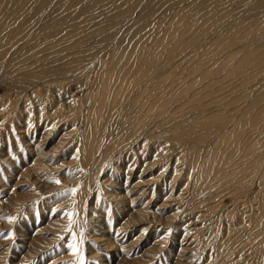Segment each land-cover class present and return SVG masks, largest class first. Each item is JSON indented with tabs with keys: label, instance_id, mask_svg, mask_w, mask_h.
Wrapping results in <instances>:
<instances>
[{
	"label": "rangeland",
	"instance_id": "obj_1",
	"mask_svg": "<svg viewBox=\"0 0 264 264\" xmlns=\"http://www.w3.org/2000/svg\"><path fill=\"white\" fill-rule=\"evenodd\" d=\"M263 173L264 0H0V264H264Z\"/></svg>",
	"mask_w": 264,
	"mask_h": 264
},
{
	"label": "bare ground",
	"instance_id": "obj_2",
	"mask_svg": "<svg viewBox=\"0 0 264 264\" xmlns=\"http://www.w3.org/2000/svg\"><path fill=\"white\" fill-rule=\"evenodd\" d=\"M143 95H144V94H143ZM141 98H142V97H141ZM242 101H243V100H242ZM145 107H146V106H145ZM206 111H207V110H206ZM262 114H263L262 112H259V113H258V117H257V119L259 118V119L261 120V116H262ZM228 116H229V115H228ZM253 120L255 121V119H253ZM256 122H257V121H256ZM256 122H254V125L256 124ZM246 125H247V124H246ZM237 126H238V125H237ZM243 129H244V128H243ZM253 130H254V129H253ZM253 130H251V131H253ZM240 135H241V134H240ZM243 135H244V134H243ZM237 137L239 138V136H237ZM240 139H242V138H240ZM226 140H227V139H226ZM229 140H230V139H229ZM233 140H234V139H233ZM233 140H232V142H234ZM176 141H177V140H176ZM239 141L241 142V140H239ZM228 142H229V141H228ZM244 142H245V141H244ZM178 143H179V142H178ZM237 145H238V144H237ZM238 147H239V146H238ZM238 147H237V148H238ZM239 148H240V147H239ZM241 148H242V147H241ZM227 149H228V148H227ZM232 150H236V149L234 148V149H232ZM224 151H225V149H224ZM215 152H217V151H215ZM215 152H214V153H215ZM237 152H238V154H239V150H238ZM227 153H228V152H227ZM229 153H230V152H229ZM232 153H234V152H232ZM198 154H199V153H198ZM222 155H223V154H222ZM234 156H237V155H234ZM230 157H231V156H230ZM182 158H184V157H182ZM194 158H195V157H194ZM197 158H198V156H197ZM232 158H233V154H232V157H231V158H228L229 160H226V161H229V163H230V161L232 160ZM236 158H237V157H236ZM208 159H209V158H208ZM210 159H211V158H210ZM210 159H209V162H210ZM212 159H213V157H212ZM212 159H211V160H212ZM230 159H231V160H230ZM234 159H235V157H234ZM192 160H196V159H192ZM219 160H221V159H219ZM207 161H208V160H207ZM213 161L215 162V160H213ZM191 162H192V161H191ZM193 162H196V161H193ZM209 162H208V163H209ZM203 163H204V162H203ZM206 163H207V162H206ZM221 163H222V162H221ZM223 163H224V162H223ZM225 163H226V162H225ZM225 163H224V164H225ZM240 163H241V162H240ZM240 163H239V164H240ZM196 164H197V162H196ZM214 164H215V163H214ZM214 164H213V165H214ZM227 164H228V163H227ZM206 165H208V164H206ZM211 165H212V162H211ZM213 165H212V166H213ZM220 165H221V164H220ZM222 165H223V164H222ZM199 167H200V166H199ZM201 167H202V166H201ZM204 167H205V165H203V168H204ZM209 167H210V166H209ZM209 167H207V170H208ZM218 167H219V165L217 166V168H218ZM220 167H221V166H220ZM225 167H226V165H225ZM225 167L223 166L222 169L225 168ZM196 168H198V167H196ZM217 168L215 167V169H217ZM240 168H241V167H240ZM204 169H205V168H204ZM225 169H226V168H225ZM198 170H199V169H198ZM200 170H201V172H202V168H201ZM207 170H203V172H204V171H207ZM218 170H220V169H218ZM209 171H211V168L209 169ZM215 171H216V170H215ZM213 172H214V171H212V173H213ZM217 172H218V171H217ZM217 172H215V175H216ZM221 172H223V171H221ZM204 173H205V172H204ZM212 173L210 172V174H212ZM200 174H201V173H200ZM202 174H203V173H202ZM217 174H219V173H217ZM220 174H222V173H220ZM263 174H264V173H263ZM197 175H198V174H197ZM205 175H208V176H206V178L211 176V175L209 176L208 173H206ZM199 176L202 177V175H199ZM218 176H219V175H218ZM221 176H222V175H220V177H221ZM262 176H263V175H262ZM201 177H199V179H200ZM215 177L218 178V179L220 178V177H217V176H215ZM202 178H203V177H202ZM206 178L204 177V179H206ZM199 179H198V181H199ZM209 179H210V178H209ZM209 179H206V181H209ZM198 181H197V182H198ZM203 182H204V181H203ZM262 182H263V181H262ZM199 183H200V182H198L197 184L199 185ZM207 183H208V182H207ZM208 184H209V183H208ZM208 184H206V185H208ZM211 184H212V183H211ZM134 186H135V185H134ZM262 192H263V190H262ZM260 195H261V194H260ZM132 196H133V195H132ZM258 196H259V195H258ZM259 197H260V196H259ZM239 198H240V197H239ZM262 198H263V197H262ZM256 199H257V198H256ZM263 201H264V200H263ZM256 202H257V201H256ZM254 203H255V202H254ZM256 207H257V205H256ZM261 207H262V206H261ZM261 207H260V209H261ZM218 209H219V208H218ZM262 209H264V208L262 207ZM253 210H254V209H253ZM255 211H256V210H255ZM255 211H254V212H255ZM262 211H263V213H261V215L257 216V217L254 219L255 227L260 228V222H261V220H262L263 217H264V210H262ZM257 212H258V211H257ZM257 212H256V213H257ZM257 214H258V213H257ZM141 218H142V217H141ZM263 225H264V223H263Z\"/></svg>",
	"mask_w": 264,
	"mask_h": 264
},
{
	"label": "snow or ice",
	"instance_id": "obj_3",
	"mask_svg": "<svg viewBox=\"0 0 264 264\" xmlns=\"http://www.w3.org/2000/svg\"><path fill=\"white\" fill-rule=\"evenodd\" d=\"M57 183H59V181H57ZM8 219H9V222H12L15 218L9 217ZM69 231H71V228H69ZM72 239H73V242L69 245V247L72 249L73 254L77 257L76 264H85L84 256L82 252H80L79 250V245L76 242V236L74 233H73Z\"/></svg>",
	"mask_w": 264,
	"mask_h": 264
}]
</instances>
